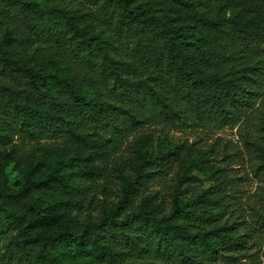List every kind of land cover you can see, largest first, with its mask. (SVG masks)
Wrapping results in <instances>:
<instances>
[{
	"label": "trees",
	"instance_id": "obj_1",
	"mask_svg": "<svg viewBox=\"0 0 264 264\" xmlns=\"http://www.w3.org/2000/svg\"><path fill=\"white\" fill-rule=\"evenodd\" d=\"M133 1L0 0V144L17 134L80 143L107 154L122 135L144 123L237 121L254 92L249 88L261 77L256 70L264 68L261 57L252 60L264 50V0ZM85 3L95 7L96 31L84 20ZM200 5L216 6L218 16H204ZM138 31L154 34L157 50L153 57L139 54L127 61L122 37ZM23 44L46 50L47 59L34 51L18 54ZM66 53L88 67L89 78L100 83L99 96L83 78L52 68L55 55ZM186 148L172 144L152 155L136 149L133 177L124 181L117 204L81 231L67 222L45 230L59 220L74 191L68 169L29 177L16 191L0 187V264H63L57 253L73 252L84 253L87 264L235 259L249 231L238 215L233 218L223 195L215 194L222 179L183 199L184 178H179L167 210L157 193L144 196L136 208L130 204L154 164L178 160ZM258 149L264 165V144ZM91 155L78 151L69 160L78 158L90 170ZM10 230L16 237L7 236Z\"/></svg>",
	"mask_w": 264,
	"mask_h": 264
},
{
	"label": "rangeland",
	"instance_id": "obj_2",
	"mask_svg": "<svg viewBox=\"0 0 264 264\" xmlns=\"http://www.w3.org/2000/svg\"><path fill=\"white\" fill-rule=\"evenodd\" d=\"M138 1L147 5L145 0L133 2ZM85 4L87 13L84 20L93 23L90 32L96 31L99 21L93 13L95 7ZM197 8L204 16L216 17L219 14L216 6L200 5ZM262 13L264 14V10ZM107 28L110 31L113 29ZM154 38L155 35L147 31L123 36L120 47L123 58L133 61L138 59L139 54L153 57L158 47ZM35 46L23 44L17 49V53L34 51L40 55L44 53L43 58L47 59L46 50H34ZM49 54L51 56L53 52L50 51ZM55 57L56 61L51 64L53 69L60 68L69 76L83 78L82 82L89 92L100 95V83L89 78L90 71L84 63L74 59L71 53ZM260 57L264 61V50L257 51L252 60ZM262 69L256 70L261 71V77L249 88L254 92L239 111L241 115L237 121L226 123L218 119L206 124L182 120L175 123H144L122 135L113 150L107 154L90 152V146L80 143L54 138L27 140L16 134L11 142L0 144V187L9 192L16 191L29 177L43 176L53 168L68 169L72 174L74 191L64 204L59 220L45 230H54L67 222L81 231L86 223L98 220L106 210L117 204L124 181L133 177L136 149L152 155L160 147L168 149L172 144H185L188 149H184L182 158L177 160L171 157L164 163H159L160 165L154 164V172H151L143 185H139L130 204L136 208L144 196L157 193L156 199L167 210L179 178H184L180 186L183 199L214 185V180L220 178L222 188L215 194L223 195L228 211L233 218L238 215L237 218L246 226L249 235L244 246L235 252V259L224 255L211 264H264V225L260 223V215L264 214V165L258 149V144H264V68ZM129 73L132 74V71ZM78 151L83 154L92 153L90 161L93 169L84 167L78 158L69 160ZM18 155L21 162L28 164L26 169H23L25 165L18 162ZM61 198L65 199L66 196ZM127 211V208L121 210ZM15 232L10 230L7 236H12ZM57 255L63 264H87V256L81 252Z\"/></svg>",
	"mask_w": 264,
	"mask_h": 264
}]
</instances>
